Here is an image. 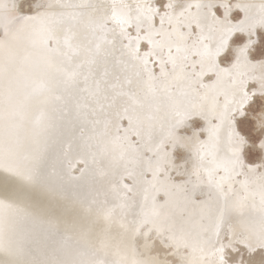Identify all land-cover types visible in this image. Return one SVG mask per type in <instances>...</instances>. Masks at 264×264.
I'll use <instances>...</instances> for the list:
<instances>
[{"label":"snow or ice","instance_id":"6c2138e0","mask_svg":"<svg viewBox=\"0 0 264 264\" xmlns=\"http://www.w3.org/2000/svg\"><path fill=\"white\" fill-rule=\"evenodd\" d=\"M0 264H264V0H0Z\"/></svg>","mask_w":264,"mask_h":264}]
</instances>
